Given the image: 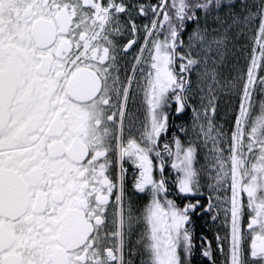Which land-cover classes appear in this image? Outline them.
Listing matches in <instances>:
<instances>
[{"label":"snow or ice","instance_id":"snow-or-ice-1","mask_svg":"<svg viewBox=\"0 0 264 264\" xmlns=\"http://www.w3.org/2000/svg\"><path fill=\"white\" fill-rule=\"evenodd\" d=\"M0 264H264V0H0Z\"/></svg>","mask_w":264,"mask_h":264},{"label":"trees","instance_id":"trees-1","mask_svg":"<svg viewBox=\"0 0 264 264\" xmlns=\"http://www.w3.org/2000/svg\"><path fill=\"white\" fill-rule=\"evenodd\" d=\"M199 234H200V231L198 232V237H199ZM208 235V238L209 239H212V233H210V234H207ZM199 243H200V241H199V239L197 240V244L199 245Z\"/></svg>","mask_w":264,"mask_h":264},{"label":"flooded vegetation","instance_id":"flooded-vegetation-1","mask_svg":"<svg viewBox=\"0 0 264 264\" xmlns=\"http://www.w3.org/2000/svg\"><path fill=\"white\" fill-rule=\"evenodd\" d=\"M200 230L199 229H197V236H198V232H199ZM205 232H207V229H205ZM211 232H207V234H210ZM198 240V239H197Z\"/></svg>","mask_w":264,"mask_h":264}]
</instances>
